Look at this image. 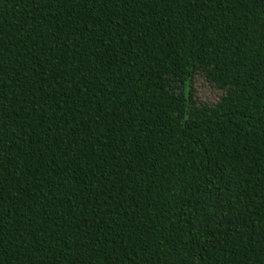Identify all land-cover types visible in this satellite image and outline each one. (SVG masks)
I'll return each mask as SVG.
<instances>
[{
	"label": "trees",
	"instance_id": "1",
	"mask_svg": "<svg viewBox=\"0 0 264 264\" xmlns=\"http://www.w3.org/2000/svg\"><path fill=\"white\" fill-rule=\"evenodd\" d=\"M0 264H264V0H0Z\"/></svg>",
	"mask_w": 264,
	"mask_h": 264
},
{
	"label": "rangeland",
	"instance_id": "2",
	"mask_svg": "<svg viewBox=\"0 0 264 264\" xmlns=\"http://www.w3.org/2000/svg\"><path fill=\"white\" fill-rule=\"evenodd\" d=\"M194 97L199 103L209 105L216 104L226 93L225 90L218 88L214 83L210 82L202 73L196 75L193 81Z\"/></svg>",
	"mask_w": 264,
	"mask_h": 264
}]
</instances>
